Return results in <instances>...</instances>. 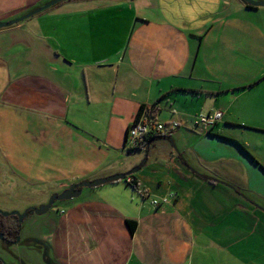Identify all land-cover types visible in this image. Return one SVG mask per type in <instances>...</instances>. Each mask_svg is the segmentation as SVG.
Returning <instances> with one entry per match:
<instances>
[{"label":"crops","instance_id":"1","mask_svg":"<svg viewBox=\"0 0 264 264\" xmlns=\"http://www.w3.org/2000/svg\"><path fill=\"white\" fill-rule=\"evenodd\" d=\"M47 1L0 0V21ZM54 7L23 20L29 25L0 28V176L4 167L13 178L7 193L18 194L21 213L37 193L47 197L144 162L132 173L136 189L124 179L82 189L10 247L37 239L45 250L30 257L45 264H264V157L248 150L251 137L230 131L264 134V124L243 115L264 112L256 52L264 19L260 29L235 20L260 7L239 0ZM242 57L260 71L242 69ZM153 103L154 122L169 137L127 149L138 107ZM213 113H220L213 124L198 121ZM162 198L167 203L153 207L151 199ZM12 200L19 201L0 191V203ZM126 220L135 222L133 233Z\"/></svg>","mask_w":264,"mask_h":264},{"label":"rangeland","instance_id":"2","mask_svg":"<svg viewBox=\"0 0 264 264\" xmlns=\"http://www.w3.org/2000/svg\"><path fill=\"white\" fill-rule=\"evenodd\" d=\"M262 9H263V7H260V9L258 8L255 11H247L250 13H243V14L241 13V15H239L238 18H235L236 23L240 24V25H248L250 27L260 29L261 25H262V21L264 19V13H260V11ZM46 11H47L46 13H55L56 7L52 6L48 9H46ZM19 23H20L19 25L26 26V25H29L30 22L28 20H26V21H21ZM5 42H7V41H5ZM247 43H248V41H245L244 45L246 46ZM15 48L18 49L16 54H17L18 59H20V56H18V53L20 52V50H19L20 47L17 46ZM256 50H257L256 52L258 55V60L260 62V65L262 66V68H264V42L260 38L256 41ZM10 53H13V51H11ZM241 66H242V69L244 67L255 66V68H254L255 72L258 73L260 71V66H258L257 63H252L250 60H247L243 57L241 58ZM243 115L246 116L247 118L250 117L251 123H253V124H256V125L264 124V112H262V113L261 112L260 113H247V111H246L245 113H243ZM168 116H169V113L165 112V111H163L160 114V118L162 120ZM232 129L233 130H230V131L232 132V134H234L236 136L247 135V137H251L249 139V142L251 145L248 147V150L253 152V154H256L258 152V154H261L264 157V134L250 132V131H246V130H240L238 128H232ZM182 131H185V129H182ZM261 131H264V130H261ZM141 152L142 151L134 152V153H136L135 156ZM251 154L252 153H250V155ZM1 173H2L3 180L0 176V191L3 192L4 194H7L9 199H18L19 201H17L15 204H13V200L9 201V202H5L3 204L0 203V211H3V212L18 211V210H20V207L23 204V202L20 201V198H18V194H16V193L14 194V191H13V193H7L8 190H11V188L7 184L12 183L13 178L11 176L7 175V172L4 169V167H1ZM83 189H86V188H83ZM46 194H48V193H46ZM51 194H53V193H51ZM51 194H49L47 197H46V195H40V193H37L36 195H34L33 196L34 206H38L40 204L46 203ZM39 201H41L42 203L38 204ZM55 204L60 205L61 203L56 202ZM28 206L29 205H27L26 207H28ZM29 207H33V206H29ZM22 212L23 211H21V213ZM48 213H50V211ZM39 217H42V216H35V215L27 216V219H25L23 222H21V227H20V232H19V236L21 238H24V236H26L27 234H29L27 236H30L31 234H34V235L36 234V228L35 227L38 226ZM1 247L3 248V245L0 246V253L6 259V260H4L5 264H21L22 261L25 264L24 260L25 259L31 260V258H35L38 261V264H45V262L38 256L30 257V255H38L36 250L28 249L23 245L20 248L18 246H14V247H10L9 250L12 253H14L15 256L11 255V253L8 254L7 256H5L4 251L3 250L1 251ZM18 256H20V257H18ZM21 256H23V257H21Z\"/></svg>","mask_w":264,"mask_h":264},{"label":"water","instance_id":"3","mask_svg":"<svg viewBox=\"0 0 264 264\" xmlns=\"http://www.w3.org/2000/svg\"><path fill=\"white\" fill-rule=\"evenodd\" d=\"M65 1H68V0H49L45 2L43 5L36 7L19 17H16L9 21H0V28H6L12 25H15L33 15H36L52 6L57 5L60 2H65ZM239 1H241L242 4L252 7V8L264 7V0H239ZM135 171H136V168L126 173L114 174V175H110L107 177L97 178L91 181H82L77 184H72L68 188L61 191L60 193L51 194L47 202L44 204L29 207L25 209L22 213H19L18 211H11V212L0 211V215L3 217L16 216L18 222L20 223L22 219L26 218L27 216H30V215L40 216V215L45 214L52 207L54 202L67 201V200L78 197L83 188H93V187H97L105 183H109V182H113L117 180H123L125 179L126 175L130 173L132 174ZM0 240H3L2 234H0ZM18 240L19 238H17L15 242H18Z\"/></svg>","mask_w":264,"mask_h":264},{"label":"trees","instance_id":"4","mask_svg":"<svg viewBox=\"0 0 264 264\" xmlns=\"http://www.w3.org/2000/svg\"><path fill=\"white\" fill-rule=\"evenodd\" d=\"M245 7L247 8H252V7H249L247 5H245ZM253 9V8H252ZM192 92V91H190ZM157 111V107H156V103H153L151 105H145V104H142L138 107V110L136 112V115H135V121L138 119V117L144 113L145 114V120L149 123H153L154 121V117H155V113ZM127 131H128V128L126 130V133H125V137L127 135ZM167 134H159V135H155V134H148L145 139H144V142H147L149 139H152V138H160L162 136L164 137H169V136H166ZM234 142V141H232ZM238 148L250 159L252 160V162H254L253 158L247 154L246 150L244 149V147L242 145H240L239 143L237 142H234ZM141 147L137 148V149H140ZM141 150V149H140ZM144 160H142L137 166L136 168L140 167L142 164H143ZM194 174H196L197 176H199L200 178H203L204 180L210 182V183H213L214 180L213 179H210L204 175H201V174H198L196 173L195 171H193ZM126 178H129L131 180V183L130 182H127L126 181V184L130 185L131 187H133V189L137 188V185H136V182H135V179L133 178V174H128L125 176V179ZM135 182V183H134ZM11 218H13V222L11 224H7L6 222L4 223L5 219L1 217L0 215V224L3 225V229H6V232H7V240L6 241V249H8V246H10V244H12L16 238L18 237V233H19V224L18 222L16 221V217L15 216H11ZM3 221V222H2ZM3 223V224H2ZM126 225L128 227V230L130 233H133L134 231V228H135V222L134 221H130V220H126ZM19 244H24L25 247L27 248H30V249H33V250H36V251H40L41 249H44V245L37 239H27V240H23V241H20ZM46 256V255H45ZM21 264H24L23 261ZM54 264V263H52Z\"/></svg>","mask_w":264,"mask_h":264},{"label":"built area","instance_id":"5","mask_svg":"<svg viewBox=\"0 0 264 264\" xmlns=\"http://www.w3.org/2000/svg\"><path fill=\"white\" fill-rule=\"evenodd\" d=\"M220 113L206 114L198 117V121L203 124L211 125L213 124L216 118H219ZM167 127L163 123H149L145 120V114L142 113L138 119L133 121L132 125L128 127L127 135H126V148L129 150L137 149L142 146L145 137L148 134H165L167 131ZM127 182L131 183V180L126 179ZM136 189V188H135ZM167 198H162L160 200L151 199V204L153 207H160L161 205L167 203Z\"/></svg>","mask_w":264,"mask_h":264},{"label":"flooded vegetation","instance_id":"6","mask_svg":"<svg viewBox=\"0 0 264 264\" xmlns=\"http://www.w3.org/2000/svg\"><path fill=\"white\" fill-rule=\"evenodd\" d=\"M56 202H54V204H55ZM44 204V203H43ZM2 218H4L5 219V221H4V223L6 222L7 224H11L12 222H13V218H11V216H8V217H3V216H1ZM16 217V216H15ZM16 221L18 222V220H17V217H16ZM24 221V219H22V221L21 222H23ZM3 222V221H2ZM21 222L19 223L18 222V224H19V232H20V227H21ZM3 224V223H2ZM4 225V224H3ZM3 225H1L0 224V234H2V237H3V240H0V246L1 245H3V248L1 247V249L2 250H4V251H6L7 253H10V251H9V247L11 246V244H10V246H8V249H6V241H8L7 240V232H6V229H3L2 227H3ZM17 238H19V233H18V237ZM16 238V239H17ZM16 241V240H15ZM14 241V242H15ZM12 243V244H15V243ZM22 261V260H21ZM0 264H5V262L2 260V259H0Z\"/></svg>","mask_w":264,"mask_h":264}]
</instances>
